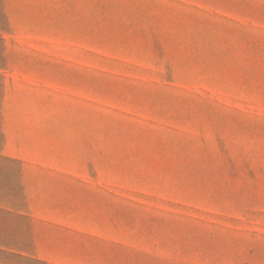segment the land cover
I'll use <instances>...</instances> for the list:
<instances>
[{
	"label": "rangeland",
	"instance_id": "374dc122",
	"mask_svg": "<svg viewBox=\"0 0 264 264\" xmlns=\"http://www.w3.org/2000/svg\"><path fill=\"white\" fill-rule=\"evenodd\" d=\"M0 264H264V0H0Z\"/></svg>",
	"mask_w": 264,
	"mask_h": 264
},
{
	"label": "trees",
	"instance_id": "16d2710c",
	"mask_svg": "<svg viewBox=\"0 0 264 264\" xmlns=\"http://www.w3.org/2000/svg\"><path fill=\"white\" fill-rule=\"evenodd\" d=\"M3 255L5 256V255H8V254H6L5 252L0 251V257L3 256Z\"/></svg>",
	"mask_w": 264,
	"mask_h": 264
}]
</instances>
